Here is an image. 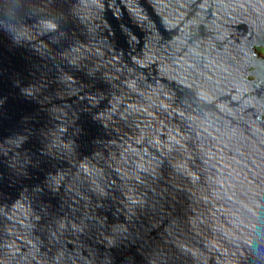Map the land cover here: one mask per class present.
<instances>
[{
    "label": "water",
    "instance_id": "95a60500",
    "mask_svg": "<svg viewBox=\"0 0 264 264\" xmlns=\"http://www.w3.org/2000/svg\"><path fill=\"white\" fill-rule=\"evenodd\" d=\"M264 0H0V264H264Z\"/></svg>",
    "mask_w": 264,
    "mask_h": 264
},
{
    "label": "rangeland",
    "instance_id": "374dc122",
    "mask_svg": "<svg viewBox=\"0 0 264 264\" xmlns=\"http://www.w3.org/2000/svg\"><path fill=\"white\" fill-rule=\"evenodd\" d=\"M256 54H259L260 57L264 59V49L263 48L258 49Z\"/></svg>",
    "mask_w": 264,
    "mask_h": 264
}]
</instances>
